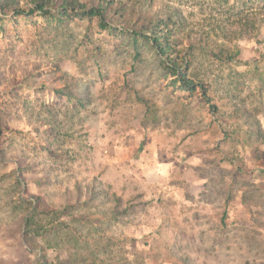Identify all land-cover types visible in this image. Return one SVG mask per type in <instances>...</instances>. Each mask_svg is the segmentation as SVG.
I'll return each instance as SVG.
<instances>
[{
  "label": "rangeland",
  "instance_id": "1",
  "mask_svg": "<svg viewBox=\"0 0 264 264\" xmlns=\"http://www.w3.org/2000/svg\"><path fill=\"white\" fill-rule=\"evenodd\" d=\"M33 1L0 0V264H264V18L213 22L264 0ZM167 5L210 101L150 39Z\"/></svg>",
  "mask_w": 264,
  "mask_h": 264
},
{
  "label": "trees",
  "instance_id": "2",
  "mask_svg": "<svg viewBox=\"0 0 264 264\" xmlns=\"http://www.w3.org/2000/svg\"><path fill=\"white\" fill-rule=\"evenodd\" d=\"M151 1V0H143ZM35 10H40L41 14L48 13L47 9L43 7V0H34ZM65 4L70 5L72 8L77 9L78 13L87 18L96 17L98 23L101 27H105L106 23V12L109 10L116 14V8L113 5L112 0H95L91 5L84 2H76L70 0L69 2L64 1ZM64 4V5H65ZM33 8V9H34ZM170 6L167 5V18L166 20H160L156 23L157 27L160 28L159 31L153 30L151 36V41L157 48L158 54L163 58L165 66L171 71V74L175 76V81H179L181 85L190 91L198 89L199 92L207 101H210L206 86L202 84V80L190 78L187 74L189 71V66L192 64L194 55L185 52L183 55L179 53L176 45L182 42V36L179 33L185 27V17L180 9H175L177 11V16L170 14ZM259 12L247 14L245 17H240L233 20L232 26L233 30H229L228 33L224 31L222 23L219 19L214 18V25L220 29L227 38H241L250 37L249 32L257 26L258 20L264 18V4L259 8ZM14 11L20 12L19 8H14ZM22 11V10H21ZM177 17L178 19H175ZM185 33V37L188 41H192L193 38L197 41V46H207L205 39L199 37H194L190 33ZM247 33V34H246ZM170 41L175 44L171 45ZM193 56V57H192ZM25 225L29 223V219L25 218Z\"/></svg>",
  "mask_w": 264,
  "mask_h": 264
}]
</instances>
